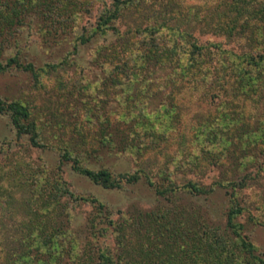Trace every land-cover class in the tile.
Masks as SVG:
<instances>
[{
    "label": "rangeland",
    "instance_id": "obj_1",
    "mask_svg": "<svg viewBox=\"0 0 264 264\" xmlns=\"http://www.w3.org/2000/svg\"><path fill=\"white\" fill-rule=\"evenodd\" d=\"M71 1L70 14L52 18L40 6L2 40L0 59L16 56L33 64L37 75L16 67L0 71V97L29 108L40 143L32 145L9 115L0 113L2 198L11 193L25 201L50 183L63 184L72 193L61 198L71 217L68 223L61 219L63 229L80 233L81 252L89 248L96 255L105 249L115 257L117 232L107 220L117 222L139 210L195 211L233 238L226 227L233 190L221 183L240 182L245 175L247 184L237 193L242 212L234 222L264 258V69H252L241 80L232 67L221 69L232 65L223 58L229 52L264 54V0ZM116 6L117 17L104 30L96 29ZM257 10L263 14L251 16ZM194 41L204 46L206 59H213L206 81L197 73L182 77V57L190 56ZM156 53L176 55L177 61L144 64ZM110 134L113 141L107 145L104 137ZM224 136L233 139L228 147ZM65 150L72 158L62 157ZM75 157L88 168L107 169L119 186L105 188L76 172ZM134 173L141 175L136 182L120 178ZM46 179L50 183L40 187ZM189 181L213 190L196 197L180 193L175 203L156 192L158 185ZM77 196L105 204L108 219L102 217L96 236L86 231V221L97 210L82 200L76 203ZM3 214L0 248L12 256L19 251L17 226L23 214ZM64 248L70 249L67 241ZM73 253L62 254L60 264H72ZM30 254L35 264L47 258L35 250Z\"/></svg>",
    "mask_w": 264,
    "mask_h": 264
},
{
    "label": "trees",
    "instance_id": "obj_2",
    "mask_svg": "<svg viewBox=\"0 0 264 264\" xmlns=\"http://www.w3.org/2000/svg\"><path fill=\"white\" fill-rule=\"evenodd\" d=\"M134 1L125 0L124 2L132 3ZM73 4L75 3L71 0H0V50L7 30L21 23V20L25 21L31 12L35 13L40 6L46 7L47 11L45 12H48V16L52 18L57 16V13L70 14L72 7L69 6ZM263 11H253L251 16L257 17L258 14H263ZM118 13L119 7L116 6L112 13L100 18L96 29L104 30L106 24L115 19ZM190 45L192 48L190 56L182 57L184 58L182 77L185 73L191 76L197 73L203 76V81H206L212 70L210 63L213 59L205 58L204 46L198 45L195 41L190 42ZM173 52L172 49L171 53L173 54ZM157 54L146 58L144 64L153 63L162 66L166 62L171 63L173 58L174 61H177L176 55L163 57V54ZM227 57L232 65L224 63L223 66H225L221 69L226 70L232 67V70L240 76V80L249 77L252 69H264V54H259L256 57L251 54L234 55L229 52L228 56L223 58ZM178 60L181 62L180 59ZM11 67L23 68L37 75L33 64L21 63L16 56L7 58L5 62L0 59V71L8 70ZM212 80V78L209 79V81ZM0 113L9 115L12 125L19 135H28L31 144L39 146V130L31 119V112L25 104L19 100L5 101L0 97ZM215 131L212 129L207 135L210 136ZM112 136L110 134L104 137V143L110 145L113 141ZM256 137L262 138L263 135L262 133L256 134ZM222 142L223 146L228 147L233 143V139L230 136H224ZM242 144L243 150H240V155L245 158L248 143L243 140ZM222 155L219 157L220 160L227 154ZM62 157L72 158V155L65 150ZM73 162L74 170L88 177L92 182L105 188L119 186L120 181L115 179L107 169L95 170L83 166L78 157H75ZM241 163L243 164L241 167L246 169V161L243 160ZM120 178H124L128 182H136L141 178V175L139 173L126 174L121 175ZM43 181L40 187H44L46 182L50 183L49 179ZM148 182L152 184L151 181ZM221 184L233 190L232 196H230L232 197V206L227 212L226 222V227L230 228L234 235L233 238L225 236L218 226L210 225L206 219L195 214V211H181L174 206L151 211L139 210L133 216L128 215L120 221L113 222L108 219L105 204L97 198L75 197L76 203L82 200L85 203H90L97 210V213H93L87 218V232L96 236L97 225L101 221L103 222L102 217L107 218L106 223L113 226L117 232V243L120 249L115 257L105 249H99L96 255L92 254L89 248L86 250L88 252H81V249L78 248L81 242L79 240L80 233L71 230L68 232L63 229L65 225L63 220L67 223L71 222V217L69 207L62 203L61 198L67 195V198L72 196V193L63 184L55 181L54 185L51 183L50 186L47 185L48 187L47 189L45 187L44 191H38L39 188L36 187L38 192H34L31 199L25 201L17 200L11 193H5V199L2 198L3 193L0 186V215H4L3 212H14L21 216L23 214L17 226L19 251L13 252L14 254L12 253L11 256V252L6 253L0 248V264H35L34 256L30 254L31 250H35L38 254H47V258L42 260L43 264H60L62 254L66 252H74V255L71 256L72 264H115V261L116 264H264V258L255 254L254 245L241 233V225L234 222L235 217L242 212L237 193H239V189L246 186L247 177L243 175L240 182L232 180ZM209 191L193 181L182 186L175 184L166 185V187L156 186V192L172 203H175L176 196H180V193L196 197ZM3 224L4 220L1 219L0 225ZM102 229L104 230V228ZM65 241L68 242L70 249L64 248ZM1 244L5 243L0 241ZM35 256L36 260L40 259L37 255Z\"/></svg>",
    "mask_w": 264,
    "mask_h": 264
}]
</instances>
